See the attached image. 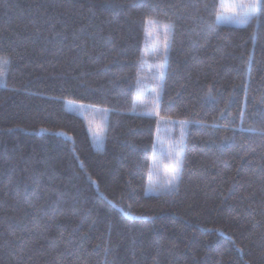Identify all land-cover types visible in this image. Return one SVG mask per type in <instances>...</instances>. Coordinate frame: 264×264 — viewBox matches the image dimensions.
I'll list each match as a JSON object with an SVG mask.
<instances>
[{"label":"trees","instance_id":"obj_1","mask_svg":"<svg viewBox=\"0 0 264 264\" xmlns=\"http://www.w3.org/2000/svg\"><path fill=\"white\" fill-rule=\"evenodd\" d=\"M220 12L0 0V264H264V0Z\"/></svg>","mask_w":264,"mask_h":264},{"label":"rangeland","instance_id":"obj_2","mask_svg":"<svg viewBox=\"0 0 264 264\" xmlns=\"http://www.w3.org/2000/svg\"><path fill=\"white\" fill-rule=\"evenodd\" d=\"M251 3V0H218L219 7L221 9L220 14L216 18V22L225 25H240L237 22L239 17L237 13L240 11L241 5H247ZM7 37L5 35H0V84L2 79V67L3 60L2 54L7 49ZM65 108L68 111L75 112L79 115L83 114V111L87 108L79 104L64 103ZM99 112V109H92L91 114ZM87 130L89 135L95 143L100 140V123H95L92 120L89 121ZM179 175V167L177 165L176 159L171 157L167 158V161L163 167L160 168L158 173H155L151 178L150 185L146 188V194H156L159 191H170L175 185Z\"/></svg>","mask_w":264,"mask_h":264},{"label":"snow or ice","instance_id":"obj_3","mask_svg":"<svg viewBox=\"0 0 264 264\" xmlns=\"http://www.w3.org/2000/svg\"><path fill=\"white\" fill-rule=\"evenodd\" d=\"M261 7V0H251V3L247 5H241L240 11L237 13L239 19L237 22L239 23H247L249 17H256L259 18V9ZM147 23L151 24L152 21H147ZM164 27L171 28V25H164ZM184 123V122H181Z\"/></svg>","mask_w":264,"mask_h":264}]
</instances>
